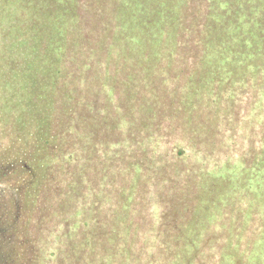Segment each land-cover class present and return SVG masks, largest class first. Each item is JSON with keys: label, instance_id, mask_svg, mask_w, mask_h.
<instances>
[{"label": "trees", "instance_id": "obj_1", "mask_svg": "<svg viewBox=\"0 0 264 264\" xmlns=\"http://www.w3.org/2000/svg\"><path fill=\"white\" fill-rule=\"evenodd\" d=\"M0 264H264V0H0Z\"/></svg>", "mask_w": 264, "mask_h": 264}]
</instances>
